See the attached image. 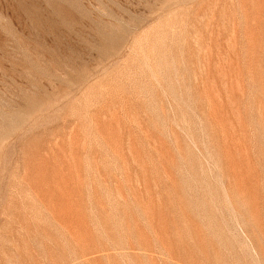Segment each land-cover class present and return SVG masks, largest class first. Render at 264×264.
<instances>
[{
	"label": "rangeland",
	"instance_id": "374dc122",
	"mask_svg": "<svg viewBox=\"0 0 264 264\" xmlns=\"http://www.w3.org/2000/svg\"><path fill=\"white\" fill-rule=\"evenodd\" d=\"M0 264H264V0H0Z\"/></svg>",
	"mask_w": 264,
	"mask_h": 264
}]
</instances>
